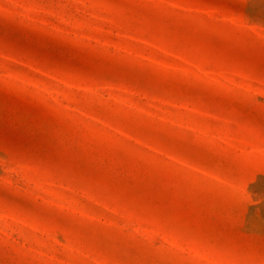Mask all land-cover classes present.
Returning a JSON list of instances; mask_svg holds the SVG:
<instances>
[{"label":"rangeland","instance_id":"374dc122","mask_svg":"<svg viewBox=\"0 0 264 264\" xmlns=\"http://www.w3.org/2000/svg\"><path fill=\"white\" fill-rule=\"evenodd\" d=\"M0 264H264V0H0Z\"/></svg>","mask_w":264,"mask_h":264}]
</instances>
